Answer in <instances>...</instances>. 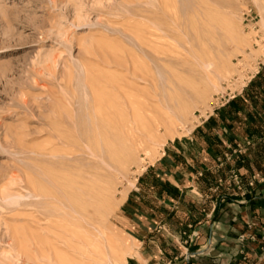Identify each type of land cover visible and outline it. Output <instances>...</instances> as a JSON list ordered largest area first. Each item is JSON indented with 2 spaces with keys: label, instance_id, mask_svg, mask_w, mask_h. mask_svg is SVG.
Here are the masks:
<instances>
[{
  "label": "rangeland",
  "instance_id": "374dc122",
  "mask_svg": "<svg viewBox=\"0 0 264 264\" xmlns=\"http://www.w3.org/2000/svg\"><path fill=\"white\" fill-rule=\"evenodd\" d=\"M263 60L264 0H0V264L136 257L125 194Z\"/></svg>",
  "mask_w": 264,
  "mask_h": 264
},
{
  "label": "crops",
  "instance_id": "0c3cea01",
  "mask_svg": "<svg viewBox=\"0 0 264 264\" xmlns=\"http://www.w3.org/2000/svg\"><path fill=\"white\" fill-rule=\"evenodd\" d=\"M255 70L224 105L168 141L127 191L122 213L145 220L147 235L124 264H236L240 233L254 239L244 264H264V60Z\"/></svg>",
  "mask_w": 264,
  "mask_h": 264
},
{
  "label": "built area",
  "instance_id": "2783aa9c",
  "mask_svg": "<svg viewBox=\"0 0 264 264\" xmlns=\"http://www.w3.org/2000/svg\"><path fill=\"white\" fill-rule=\"evenodd\" d=\"M257 15L255 12H253L250 7H245L244 9H242L241 11V22H242V25L243 27L246 29V30H249V31H253L255 33L254 37L257 36ZM256 73V70H254L252 73L248 72V71H245V73H243V76L238 79V76L237 75H233L231 78H229L225 85L227 84V86H225L224 88L226 90L229 91V88H228V85H232L234 83H240L239 87L243 86L244 83H246L254 74ZM240 80V81H239ZM238 87V88H239ZM231 91H229L230 93ZM233 92V91H232ZM234 95V93H232L231 95H220L219 97L217 96L215 99H214V103L213 105L211 106V110H213L215 107H218V106H221L223 105L224 103H226L229 98H231L232 96ZM210 112V111H209ZM209 112H205L204 114L205 115H199V118H201V120H204L206 117L209 116ZM240 149V146L239 145H236L235 149L233 151H239ZM224 158L226 160L230 159V154H224ZM230 177L231 179L234 181V183H238V179H237V173L234 171V170H231L230 171ZM249 184H251V181L249 182ZM237 264H242V263H237Z\"/></svg>",
  "mask_w": 264,
  "mask_h": 264
}]
</instances>
